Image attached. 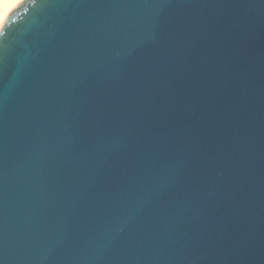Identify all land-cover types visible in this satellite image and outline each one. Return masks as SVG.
Listing matches in <instances>:
<instances>
[{
    "label": "water",
    "instance_id": "95a60500",
    "mask_svg": "<svg viewBox=\"0 0 264 264\" xmlns=\"http://www.w3.org/2000/svg\"><path fill=\"white\" fill-rule=\"evenodd\" d=\"M0 264H264V0H21Z\"/></svg>",
    "mask_w": 264,
    "mask_h": 264
},
{
    "label": "bare ground",
    "instance_id": "6f19581e",
    "mask_svg": "<svg viewBox=\"0 0 264 264\" xmlns=\"http://www.w3.org/2000/svg\"><path fill=\"white\" fill-rule=\"evenodd\" d=\"M21 0H0V25Z\"/></svg>",
    "mask_w": 264,
    "mask_h": 264
}]
</instances>
